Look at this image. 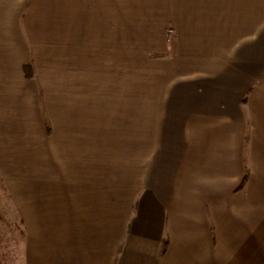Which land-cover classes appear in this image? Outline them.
<instances>
[{
	"label": "crops",
	"instance_id": "0c3cea01",
	"mask_svg": "<svg viewBox=\"0 0 264 264\" xmlns=\"http://www.w3.org/2000/svg\"><path fill=\"white\" fill-rule=\"evenodd\" d=\"M1 193L6 264H264V0H0Z\"/></svg>",
	"mask_w": 264,
	"mask_h": 264
},
{
	"label": "rangeland",
	"instance_id": "374dc122",
	"mask_svg": "<svg viewBox=\"0 0 264 264\" xmlns=\"http://www.w3.org/2000/svg\"><path fill=\"white\" fill-rule=\"evenodd\" d=\"M0 197H3L1 202L3 205L5 202V197L3 194H0ZM1 199V198H0ZM0 210V261H2L4 264L7 262V251L11 244H13L15 241H17L18 234L17 231H12L11 224L7 221L6 217V211ZM20 244V243H18ZM16 244V245H18Z\"/></svg>",
	"mask_w": 264,
	"mask_h": 264
},
{
	"label": "trees",
	"instance_id": "16d2710c",
	"mask_svg": "<svg viewBox=\"0 0 264 264\" xmlns=\"http://www.w3.org/2000/svg\"><path fill=\"white\" fill-rule=\"evenodd\" d=\"M26 67H28V66L26 65ZM26 73H27V74H29V71H28V70H26ZM0 264H1V261H0Z\"/></svg>",
	"mask_w": 264,
	"mask_h": 264
}]
</instances>
